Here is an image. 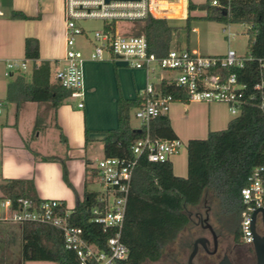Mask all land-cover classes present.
Returning <instances> with one entry per match:
<instances>
[{
  "label": "trees",
  "instance_id": "obj_1",
  "mask_svg": "<svg viewBox=\"0 0 264 264\" xmlns=\"http://www.w3.org/2000/svg\"><path fill=\"white\" fill-rule=\"evenodd\" d=\"M219 6L212 7L209 1L195 5L187 3L184 27L170 25L169 19L148 17L135 23L136 36H143L149 53L165 56L173 46L181 45L180 31H184V42L188 44L190 24L196 18L191 12L204 13L202 19L226 25L239 24L246 28L248 52L254 59L264 57V0H217ZM13 20H29L19 12H12ZM177 34V36H176ZM24 60L31 63L30 81L24 72L15 74L7 85L6 101L9 103H49L56 111L69 99V92L58 83H51L49 63L39 60L36 40L26 39ZM240 83L252 86L256 82L254 66L244 70H231ZM163 97H171L172 103L189 104L185 92L171 85H160ZM142 98L117 101V129L108 131L101 141L104 158H127L132 144L145 135L143 128L130 127V112L142 106ZM150 137L159 141L175 140L169 119L160 116L149 124ZM63 138V137H62ZM87 144V140H85ZM187 177L173 174L170 161L150 163L146 157L138 160L133 173L127 200L121 241L128 249V257L121 264L156 263L163 251L179 233L190 224L187 209L200 207L204 202L216 208V216L227 223L235 224L244 209L240 192L255 168H264V116L256 105L240 108L239 116L233 118L224 130L209 132L203 140H190L186 146ZM85 166V178L96 177V171ZM29 180H5L0 185L4 198L17 199L27 196ZM82 201L74 208L72 221L88 229L92 237H98L99 229L89 223L88 210L95 203L96 193L86 190ZM96 235V236H95ZM22 262H48L75 264L72 254L65 250L62 233L52 227L36 224L21 226ZM235 244L246 247L241 240L240 227L234 230ZM249 251L251 249L249 248ZM234 264V263H233Z\"/></svg>",
  "mask_w": 264,
  "mask_h": 264
},
{
  "label": "built area",
  "instance_id": "obj_2",
  "mask_svg": "<svg viewBox=\"0 0 264 264\" xmlns=\"http://www.w3.org/2000/svg\"><path fill=\"white\" fill-rule=\"evenodd\" d=\"M0 0V18L3 17ZM189 0H63L65 51L62 66L54 73V80L69 92V99L77 100L83 108V65L86 61L107 60L121 62L130 69L145 73L146 85L141 95L142 106L135 110L140 129L145 135L136 140L127 158H102L94 170L100 191L95 192V203L88 210L89 223L99 229L92 237L87 228L72 221L74 209L57 200L19 197L4 198L0 194V223L17 225L36 224L59 230L65 250L72 254L75 264H121L128 257V249L121 241L127 200L138 160L146 157L150 163H164L177 155L178 140L159 141L150 137L149 124L165 116L171 97H163L160 85H171L183 90L190 102L224 104L231 116L237 117L240 108L254 104L264 116V57L238 56L228 49L222 56H203L190 49L170 50L165 56L149 53L143 36L121 35L116 23H137L148 17L171 19L183 14ZM206 1V0H205ZM212 7L217 0H208ZM80 20H102L105 25L92 38L77 26ZM196 32V29H191ZM229 35V34H228ZM81 37L91 47L88 57L76 46ZM29 61H10L5 64V77L27 70ZM254 66L256 82L248 86L239 82L231 70ZM2 113L0 105V115ZM244 209L241 213L240 233L244 245L252 246L249 222L256 209L264 210V168H255L240 192ZM96 236V235H95Z\"/></svg>",
  "mask_w": 264,
  "mask_h": 264
},
{
  "label": "rangeland",
  "instance_id": "obj_3",
  "mask_svg": "<svg viewBox=\"0 0 264 264\" xmlns=\"http://www.w3.org/2000/svg\"><path fill=\"white\" fill-rule=\"evenodd\" d=\"M204 1L190 0L195 5L202 4ZM185 6L187 7V4ZM1 8L3 9L2 3ZM186 12L185 9L182 18L181 16L169 18L170 25L184 27ZM5 14L4 18H0V21L7 18L6 9ZM190 16L196 18L191 22L190 29L197 28L198 31L194 33L190 32L188 44L184 42V31H180L179 37L182 43L181 45L173 46L174 50H195L203 56H222L228 49L235 51L238 56L247 54L248 35L245 26L239 24L226 25L207 21L202 19L204 13L200 11L191 12ZM104 25L105 23L102 20H80L77 22V26L84 29L90 39L93 33L102 30ZM116 29L121 35L131 36H136V32L138 31L135 23L127 21H118ZM75 42L84 57H88L91 52L90 45L81 37H77ZM4 45L5 43L1 34L0 57L6 58L8 61L10 59H7L9 57L5 51L6 49H4ZM104 58H106V55H104ZM2 69L3 64H0V80L8 81L9 78L4 77ZM25 76L27 80H30L31 65L25 72ZM77 102V100L68 99L59 110V120L56 118V111L53 110L49 103H38L37 106L32 107L31 110L36 111L38 118L37 124L39 126H37L36 131L30 128L31 112H29V109H19L21 103L12 106L17 108L13 110H8L7 107L1 106L3 114L0 117V165L3 169V174L0 175V185L5 179L9 178L30 179L31 185L27 190L28 198L64 201L69 210H73L77 202L82 201L85 182H87L86 190L88 192L100 191L101 188L96 177L85 178V166L88 163L90 169L96 167L98 161L103 158L102 146L100 142L95 141H90L86 144L84 115L82 110L77 109ZM175 103H171L172 107L177 105ZM188 106H191L192 118L196 124L202 120H207L208 108L212 110V114L214 113L220 119L227 118L232 120L235 118L229 114L224 104L203 103L188 104ZM25 108H28V106ZM177 115L178 119L175 122L173 121L174 127L180 133L182 132V138H185L183 137L185 136L183 133H190L191 129L187 124L181 122V116H184V113L181 109L179 111V108ZM140 126V121L135 117L134 109L130 112V127L136 129ZM206 137L207 134L203 135L202 139L192 140H203ZM187 142L180 139L181 147L179 153L169 158L170 162L176 161V164L180 167L181 163L184 164L186 172ZM23 145H26L27 150L21 149ZM175 174H178L177 167ZM206 206L210 208V203L207 202ZM186 212L187 214H192L191 224L179 233L172 243L165 247L160 261L146 264H186L193 242L201 237L209 240L210 245L208 250L212 251L213 244L210 233L208 230L202 229L194 217V214L197 212H200L204 216L202 205L198 208L187 209ZM240 223L241 218L235 224H229L226 220L217 218L216 208L211 205L209 224L217 235V252L215 255L207 257L203 250L199 248L194 263L218 264L222 257L226 255L234 264H255V257L251 247L238 248L235 246L234 230L237 226L240 227ZM257 226H261L259 221L257 222ZM249 248L251 251H249ZM0 264L54 263L22 262L17 254L11 256L9 261H0Z\"/></svg>",
  "mask_w": 264,
  "mask_h": 264
},
{
  "label": "crops",
  "instance_id": "obj_4",
  "mask_svg": "<svg viewBox=\"0 0 264 264\" xmlns=\"http://www.w3.org/2000/svg\"><path fill=\"white\" fill-rule=\"evenodd\" d=\"M1 3L3 6V17L1 18H4L6 15L5 9L7 11V18L0 21V33L5 43L4 49H6L5 51L8 53L9 58L7 59H10L8 61H24L25 40L28 38L34 39L39 46V60L36 63H49L51 68V83H55L54 73L62 66V59L65 51L63 0H2ZM12 12H19L30 19L13 20L10 18ZM192 29L198 31L197 28ZM8 61L6 58L0 57V64H3V75L5 73V64ZM30 65L31 63L28 62L27 70ZM82 71L84 97L83 108L79 110H82L84 115L85 140H87V143L90 141L101 143L105 138L106 132L117 129L118 99L122 98L123 100L132 101L141 98L146 85L145 73L142 70L130 69L121 62L109 61L107 57L103 61H86ZM14 77L15 74L9 76L8 81L0 80V105L7 107L8 110H13L16 107L12 106L17 104L6 101L7 85L13 81ZM67 100L65 102H67ZM20 103L19 109H29V112H31L30 128L36 131L37 126H39L37 124L38 118L36 111H32L31 109L37 106L38 103ZM172 104L169 105L166 116L169 119L176 140L179 142L180 139L184 141L202 139L203 135H208L211 131L224 129L231 121L227 118H218L214 113L212 114V110L208 108L207 120H202L196 124L195 120L192 118L191 106L175 103L177 105L172 107ZM189 104L203 103L193 101ZM63 105L56 110L57 120H59V110ZM26 106H28V108H25ZM178 108L179 111L181 109L184 113V116H181V122L187 124L191 129L190 133H183V135H185L183 137L185 138H182V132L180 133V131L176 130L173 124V121L175 122V120L178 119ZM2 114L3 111L0 117ZM139 129L140 127L135 130ZM21 149L27 150L26 145H23ZM171 163L174 176L178 178L187 177L184 164L181 163L180 167L176 164V161H171ZM176 167L178 174H175ZM0 170V175H2L3 169L1 165ZM13 179L9 178L5 180ZM21 180L31 181L30 179ZM62 202L65 203L64 201ZM21 243L20 225L0 223V261H9L11 256L17 254L19 255V259H21Z\"/></svg>",
  "mask_w": 264,
  "mask_h": 264
},
{
  "label": "water",
  "instance_id": "obj_5",
  "mask_svg": "<svg viewBox=\"0 0 264 264\" xmlns=\"http://www.w3.org/2000/svg\"><path fill=\"white\" fill-rule=\"evenodd\" d=\"M206 218L205 221H207ZM259 221L261 224V228L264 233V210L256 209L249 222L250 232L252 237V250L255 257V264H264V235H260L256 231V222ZM204 229L208 230L212 238L213 250L211 252L208 251L207 247L210 245V242L206 238H198L192 244V250L188 256L186 264H195L194 259L198 254L199 248L203 249L209 255H215L217 252V235L215 234L212 226L207 223ZM218 264H232L227 256H224Z\"/></svg>",
  "mask_w": 264,
  "mask_h": 264
},
{
  "label": "flooded vegetation",
  "instance_id": "obj_6",
  "mask_svg": "<svg viewBox=\"0 0 264 264\" xmlns=\"http://www.w3.org/2000/svg\"><path fill=\"white\" fill-rule=\"evenodd\" d=\"M202 207H203V209H204V216L200 213V212H197V213H195L194 214V217H195V219L198 221V224H199V226L202 228V229H204V227L206 226V224L207 223H209V215H210V208H208L207 206H206V202H204L203 204H202ZM206 218H208L207 219V221H205L206 220ZM189 219H190V221L192 222V214L190 213L189 214ZM258 222V221H257ZM257 222H256V231H257V233L258 234H260V235H264V233H263V230H262V228H261V226H257ZM235 243V242H234ZM235 246L236 247H238V248H241V247H244V246H242L241 244H235ZM246 246V245H245ZM209 247V246H208ZM208 247H207V249H208ZM203 250V249H202ZM213 250V249H212ZM209 251V250H208ZM203 252L206 254V256L207 257H211V256H213V255H209L208 253H206L204 250H203ZM209 252H211V251H209ZM224 256H226V255H224ZM223 256V257H224ZM222 257V258H223ZM229 259V258H228ZM221 261V260H220ZM219 261V262H220ZM231 262V261H230ZM232 263V262H231ZM233 264V263H232Z\"/></svg>",
  "mask_w": 264,
  "mask_h": 264
}]
</instances>
